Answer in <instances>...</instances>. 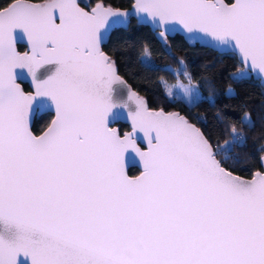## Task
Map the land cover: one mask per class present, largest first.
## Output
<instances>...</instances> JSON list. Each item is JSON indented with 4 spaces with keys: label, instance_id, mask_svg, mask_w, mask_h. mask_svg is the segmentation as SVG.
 I'll list each match as a JSON object with an SVG mask.
<instances>
[{
    "label": "snow or ice",
    "instance_id": "obj_1",
    "mask_svg": "<svg viewBox=\"0 0 264 264\" xmlns=\"http://www.w3.org/2000/svg\"><path fill=\"white\" fill-rule=\"evenodd\" d=\"M133 18L166 45L182 32L234 55L238 83L264 81V0H134L128 10L106 0H0V264H264V171L244 178L217 158L231 159L256 121L244 112L214 144L187 115L149 108L102 46ZM138 59L160 70L147 42ZM175 59V82H159L196 108L204 95ZM49 107L53 118L35 132V111ZM117 108L129 131L109 125ZM129 151L141 164L136 176Z\"/></svg>",
    "mask_w": 264,
    "mask_h": 264
},
{
    "label": "trees",
    "instance_id": "obj_2",
    "mask_svg": "<svg viewBox=\"0 0 264 264\" xmlns=\"http://www.w3.org/2000/svg\"><path fill=\"white\" fill-rule=\"evenodd\" d=\"M95 1L99 0H82V4L91 5ZM106 2L114 6H127L131 0ZM167 40L166 45L155 36L149 26H137V21L133 18L127 30L117 29L102 46L116 61L119 73L146 98L149 106L162 107L164 110L178 109L197 123L214 144L229 139L230 125L235 123L239 127L243 113L250 112L252 119L256 121V127L253 130L245 129L248 137L246 144L234 149L231 159L224 160L218 156L229 169L242 175H250L253 170L260 167L259 157L264 144V134H261V129L264 128V85L255 78L239 83L231 79L229 73L239 66L234 55L221 53L198 43L189 44L180 33L169 35ZM144 42H147L153 61L160 70L152 71L138 59ZM23 47V44L18 43L19 49ZM175 57H182L185 60L187 72L191 74L193 82L199 85L204 95V101L196 108L188 106L185 101L170 99L159 82L161 77L174 79L172 69L177 67ZM180 79L187 80L184 76ZM22 85L28 88L26 82H22ZM229 86L235 89L234 97L224 94ZM209 95L212 97L211 100L208 99ZM218 110L221 114L219 116ZM50 117L49 111L35 114L33 130L37 133L41 131ZM198 117L204 122L198 123ZM118 126L121 131L128 128L123 122H118ZM128 171L135 173L138 168L130 166Z\"/></svg>",
    "mask_w": 264,
    "mask_h": 264
},
{
    "label": "water",
    "instance_id": "obj_3",
    "mask_svg": "<svg viewBox=\"0 0 264 264\" xmlns=\"http://www.w3.org/2000/svg\"><path fill=\"white\" fill-rule=\"evenodd\" d=\"M96 2H99V1H95L94 3H92L90 6H95V3ZM134 2V0H131V2H130V4L129 5H127V6H114V5H111V4H109L110 6H112L113 8H118V9H121V10H128V9H130V6H131V4ZM82 6H84L83 4H82ZM149 28L153 31V29L149 26ZM154 32V34H155V36L159 39V37L157 36V34H156V32L155 31H153ZM180 34L183 36V38L187 41V43H189V44H194V43H198V44H200V45H205L203 42H190L188 39H186V37H185V35L182 33V32H180ZM16 35H17V40H18V43H22V44H24V47L22 48V49H19V50H21V51H25V50H27V43H26V38H25V36H24V34H23V32L22 31H20V30H18L17 31V33H16ZM108 39H106V41H107ZM105 41V42H106ZM212 48V47H211ZM214 49V48H213ZM238 60V59H237ZM18 71V79L20 80L19 82L21 83V85H22V82H26L27 84H28V88H26V89H28V90H32V82H31V79H30V77H28V75H27V72H26V70H22V69H18L17 70ZM48 71H49V69H48V66H45L44 68H42L41 69V72H40V75H41V78H44L47 74H48ZM120 74V73H119ZM121 75V74H120ZM122 77H124L123 75H121ZM258 78V77H257ZM124 79L126 80V78L124 77ZM259 79V78H258ZM260 80V79H259ZM127 81V80H126ZM260 82H262V83H264V81H261L260 80ZM127 83H128V85H130V83L127 81ZM131 86V85H130ZM22 87H23V85H22ZM131 89L132 90H135V91H137L134 87H132L131 86ZM138 92V91H137ZM139 93V92H138ZM140 94V93H139ZM141 96H143L142 94H140ZM144 97V96H143ZM118 98H119V94H118ZM40 103V101H38V104ZM148 104V103H147ZM149 106V105H148ZM149 108H152V109H159V108H161V107H152V106H149ZM44 111H50V112H52V115H51V117H50V119H49V122L46 124V126H44V128H46L47 127V125L50 123V121H51V119L53 118V116H54V112H53V110L51 109V107H49V110H39V109H37L36 111H35V113H34V115L35 114H39V113H41V112H44ZM165 111H177V112H180L178 109H176V108H174V109H171V110H165ZM182 115H185L184 113H182V112H180ZM34 117V116H33ZM118 122H123V123H126L127 125H128V128H126V129H123L122 131H124V132H126V131H129L130 130V122L128 121V119H127V113H126V111L123 109V108H117V109H114V113H113V115L110 117V119H109V125L110 126H113V127H117L118 129H119V126H118ZM193 122V121H192ZM194 123V122H193ZM43 128V129H44ZM42 129V130H43ZM41 130V131H42ZM120 130V129H119ZM40 132V131H39ZM38 132V133H39ZM137 140H138V143L140 144V146L141 147H146V144H145V140H144V137H143V134L142 133H137ZM262 148L264 149V144H263V146H262ZM262 154V153H261ZM261 156V155H260ZM218 158V157H217ZM219 159V158H218ZM126 162H127V165H128V168L130 167V166H136L137 168H138V171L137 172H135V173H130L129 171V175L130 176H136V175H138L139 173H140V171L142 170V168H141V164H140V161H139V158L135 155V153H133V152H131V151H129V153L127 154V156H126ZM259 162H260V167L259 168H257V169H255V170H253L252 171V173L250 174V175H242V174H239V173H237V172H235V171H233V170H231V169H229L228 167H226L225 165H223L225 168H227L228 170H230V171H232L234 174H236V175H239V176H241V177H244V178H251V176H252V174L255 172V171H258V170H260V171H264V166H262V164H261V161H260V157H259ZM21 264H28V262L26 261V260H24L23 258H22V260H21Z\"/></svg>",
    "mask_w": 264,
    "mask_h": 264
},
{
    "label": "rangeland",
    "instance_id": "obj_4",
    "mask_svg": "<svg viewBox=\"0 0 264 264\" xmlns=\"http://www.w3.org/2000/svg\"><path fill=\"white\" fill-rule=\"evenodd\" d=\"M89 4V3H88ZM165 80H167L169 83H174L175 82V79H173V80H168V79H165ZM183 81V80H182ZM184 83H188V80H186V81H183ZM194 83V82H193ZM166 92V91H165Z\"/></svg>",
    "mask_w": 264,
    "mask_h": 264
},
{
    "label": "flooded vegetation",
    "instance_id": "obj_5",
    "mask_svg": "<svg viewBox=\"0 0 264 264\" xmlns=\"http://www.w3.org/2000/svg\"><path fill=\"white\" fill-rule=\"evenodd\" d=\"M85 6V5H84ZM22 44V43H21ZM24 45V44H23ZM255 79H257L259 82H260V80L258 79V78H255ZM262 85H264V83H262V82H260ZM28 85V84H27ZM50 112V111H49ZM42 113V112H41ZM51 115H52V112H51Z\"/></svg>",
    "mask_w": 264,
    "mask_h": 264
}]
</instances>
